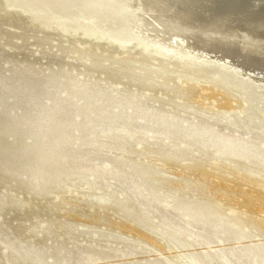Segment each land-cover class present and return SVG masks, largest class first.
I'll return each mask as SVG.
<instances>
[{
  "label": "bare ground",
  "instance_id": "obj_1",
  "mask_svg": "<svg viewBox=\"0 0 264 264\" xmlns=\"http://www.w3.org/2000/svg\"><path fill=\"white\" fill-rule=\"evenodd\" d=\"M11 20L20 24L21 41H25L27 34L39 32L33 39L39 48L51 43L46 34L53 33L55 59L70 51V39L81 36L82 43L73 51L74 58L80 59L83 66L102 71L106 78L84 80L68 75L64 67L41 71L28 61L20 65L5 61L9 73L0 72V184L11 183L14 189L33 191L43 197L70 182L83 183L87 189L105 182L94 173L73 170L65 156L71 150L88 162L122 170L134 179L138 192L149 194L153 201L192 211L202 227L210 222L219 229L224 226L222 220L235 222L232 211H222L202 200L184 198V203L179 204L172 197L175 189L163 196L168 188H160L156 182L169 180L160 175L163 167L152 165V160L175 163L195 149L199 167L207 158L232 157L252 168L264 169V140L260 145L249 139L220 138L208 126L189 129L144 106L145 93L121 95L119 84L108 81L120 77L125 68L112 69L108 63L111 56L100 51L99 44L117 48L118 57H113L117 59L135 49L134 54L124 58L128 64L142 58L141 74L129 75L133 85L152 88L173 72L180 80L206 78L213 87L223 89L213 93L215 100L221 95L229 104L242 97L238 116L232 119L233 127L249 132L254 127L264 129L263 123L257 124L255 114L248 112H264V0H0V27ZM43 50L47 54L48 50ZM158 58L166 63L156 65ZM58 89L65 90L67 96H57ZM234 89L240 92L238 96L232 93ZM10 103L20 106L21 112L10 111L5 117ZM137 118L146 119L147 123ZM139 128L159 132L165 140H179L182 146L145 151L136 147L134 152L130 135L122 141L116 137V130ZM13 135L16 138L10 139ZM29 137L33 145L25 142ZM111 187L107 184L115 193L112 205L146 227L135 196L125 195L124 188ZM13 197L15 194L10 193L0 198V212ZM97 200L103 203V198ZM122 226L134 230L124 223ZM230 229L239 234L238 229ZM133 235L130 237L135 239ZM156 236L164 237L160 233ZM11 252L18 258L22 256L21 247L10 245L4 250L6 257ZM232 257L234 263L227 259L229 264H252L248 262V253L238 256L233 252ZM188 258L190 264L211 261L193 253Z\"/></svg>",
  "mask_w": 264,
  "mask_h": 264
},
{
  "label": "rangeland",
  "instance_id": "obj_2",
  "mask_svg": "<svg viewBox=\"0 0 264 264\" xmlns=\"http://www.w3.org/2000/svg\"><path fill=\"white\" fill-rule=\"evenodd\" d=\"M19 26V22L11 20L0 27V40L8 39L6 43L0 42L1 73H9L5 64L7 60L16 65L28 61L41 71L64 67L68 75L84 80H105L102 71L83 66L80 59L74 58L76 55L73 51L81 45V36L70 39V51L55 59L53 45L56 36L53 33L46 34L51 41L43 45L48 50L46 54L33 40L40 33H29L25 41H21ZM99 47L100 51L111 56L108 63L112 69L125 68L120 77L108 81L112 85L119 84L121 95L145 93L144 106L161 116L171 117L189 129L208 126L214 128L220 138L249 139L260 145L264 140L262 127H254L255 130L249 132L232 126V119L238 116L237 107L243 104L242 97L229 104L221 95L215 100L213 93H221L223 89L213 87L206 78L180 80L177 72L152 88H146V84L133 85L129 75L141 74L139 67L142 58L130 64L124 58L134 54L135 49L121 54L117 59L113 58L118 57L117 48L102 43ZM154 63L159 65L166 62L158 58ZM153 75L156 76L155 73ZM232 93L238 96L240 92L234 89ZM56 94L60 98L67 96L63 89H58ZM10 111L21 112V107L10 103L4 116L8 117ZM254 111L248 110L255 114L257 124H264V112ZM137 119L143 123L146 121ZM250 124L252 127L255 125ZM115 132L119 141L130 135L134 152L137 151L136 147L145 151L155 148L178 149L182 146L179 140H165L159 132L149 128L120 129ZM13 138L16 135L10 139ZM25 142L33 145L31 137L26 138ZM65 156L68 164L73 165V170L94 173L105 182L88 189L83 183L75 185L70 182L43 197L33 191L14 189L11 183L0 184L1 199L7 194H15L6 203L4 211L0 212V264H190L188 255L192 253L211 258L210 264H229L234 263L233 252H237L238 256L248 253V262L264 264L263 168H252L248 163L233 160L232 157L207 158L199 167L195 149L190 150L185 159L176 160L175 163L167 164L157 158L152 160V165L163 167L160 175L169 180L168 183L165 180L156 182V186L168 188L163 196L175 189L172 197L178 203H184V198H195L217 205L222 211L233 212L234 223L222 220L224 226L215 229L210 222L202 227L192 211L159 204L149 194L139 193L134 179L122 170H110V165L101 167L98 162H88L71 150ZM174 179L179 181L178 184L171 181ZM77 180L82 181L80 178ZM107 184L114 189L124 188L128 197L135 196L137 209L146 220V227L135 222L132 216L122 215L120 209L112 205L115 193L107 188ZM219 184L221 187H217ZM99 197L103 198L102 204L97 200ZM122 223L132 226L134 230L125 228ZM231 227L238 229L239 234L231 231ZM158 233L163 234V239L156 236ZM132 234H135V239L130 237ZM10 245L21 247L22 256L18 258L15 252H11L6 257L4 250Z\"/></svg>",
  "mask_w": 264,
  "mask_h": 264
}]
</instances>
